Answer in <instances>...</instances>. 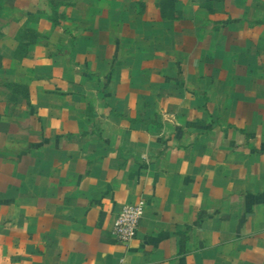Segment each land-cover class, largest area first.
Here are the masks:
<instances>
[{
    "label": "crops",
    "instance_id": "0c3cea01",
    "mask_svg": "<svg viewBox=\"0 0 264 264\" xmlns=\"http://www.w3.org/2000/svg\"><path fill=\"white\" fill-rule=\"evenodd\" d=\"M24 1L0 0V264H264V0Z\"/></svg>",
    "mask_w": 264,
    "mask_h": 264
},
{
    "label": "built area",
    "instance_id": "2783aa9c",
    "mask_svg": "<svg viewBox=\"0 0 264 264\" xmlns=\"http://www.w3.org/2000/svg\"><path fill=\"white\" fill-rule=\"evenodd\" d=\"M144 203L138 201L132 204H124L113 220L111 232L119 242L129 243L134 239L142 216ZM117 264H126L124 257L118 259Z\"/></svg>",
    "mask_w": 264,
    "mask_h": 264
},
{
    "label": "rangeland",
    "instance_id": "374dc122",
    "mask_svg": "<svg viewBox=\"0 0 264 264\" xmlns=\"http://www.w3.org/2000/svg\"><path fill=\"white\" fill-rule=\"evenodd\" d=\"M24 5H25V8L26 9H32L33 8V5L28 1V0H25L24 1ZM29 19V20H28ZM33 19V16H27L25 17V27H24V30H23V33H24V36L26 37L27 40H32L33 38V32H32V29L35 28L34 26H36L35 22H32L31 20ZM14 28L11 30V28L9 27V32H11V34H14L16 31H13ZM16 34V33H15ZM12 43H10L11 45ZM1 49H4L2 46H0V51ZM6 49V47H5ZM12 49L10 47H8L7 51L8 53H10Z\"/></svg>",
    "mask_w": 264,
    "mask_h": 264
},
{
    "label": "trees",
    "instance_id": "16d2710c",
    "mask_svg": "<svg viewBox=\"0 0 264 264\" xmlns=\"http://www.w3.org/2000/svg\"><path fill=\"white\" fill-rule=\"evenodd\" d=\"M50 2L52 3V5H53V1L52 0H50Z\"/></svg>",
    "mask_w": 264,
    "mask_h": 264
}]
</instances>
